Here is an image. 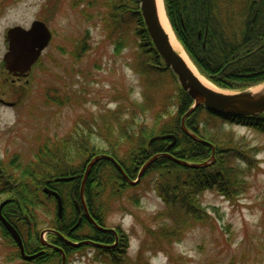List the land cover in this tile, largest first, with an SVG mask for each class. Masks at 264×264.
Segmentation results:
<instances>
[{"label": "rangeland", "instance_id": "obj_1", "mask_svg": "<svg viewBox=\"0 0 264 264\" xmlns=\"http://www.w3.org/2000/svg\"><path fill=\"white\" fill-rule=\"evenodd\" d=\"M108 12L104 0H0V161L17 156L27 164L47 140L90 139L98 149L110 148L115 138H101V122L107 123L103 117L138 102H149L145 113H140L148 122L155 113L166 112L161 117L165 121L175 112L179 98L174 75L153 66L139 46L133 24L128 35L125 26L109 36L102 17ZM36 19L48 26L50 41L28 73L16 77L2 63L7 29L27 28ZM120 37L123 46L116 49ZM92 120L99 121V128L93 127L90 136ZM205 121L211 122L208 128L230 156L228 162L237 175L233 199L216 189L197 194L213 225L174 221L173 211L167 210L153 185L148 187L149 175L136 188L122 191V198L105 215L106 226L126 231V252L119 254L121 250L114 247L116 255H108L88 245L68 254L65 250L66 264H110L109 260L113 264H264V132L220 117ZM71 160L78 165L79 158ZM7 197L1 194L0 201ZM36 208L38 234L50 227L55 212L44 194ZM167 224L174 233L152 241L149 230ZM44 238L49 240L48 234ZM93 253L100 255L98 260ZM60 259L47 260L60 264ZM0 264L46 263L20 259L13 240L2 235L0 227Z\"/></svg>", "mask_w": 264, "mask_h": 264}, {"label": "trees", "instance_id": "obj_2", "mask_svg": "<svg viewBox=\"0 0 264 264\" xmlns=\"http://www.w3.org/2000/svg\"><path fill=\"white\" fill-rule=\"evenodd\" d=\"M104 3L109 7L108 14L102 16L105 26L109 30L108 35L118 33L119 29L122 30V27L125 26L127 28L124 31L128 35L130 25L133 24L135 34L140 38L139 46L154 62L153 66L169 70L164 65L146 31L138 0H104ZM164 6L178 40L199 69L201 62L205 67L212 66L219 69L224 63L234 61L229 66L232 73L246 74L244 77L233 78L232 81L215 80L218 84L243 88L264 81V0H164ZM199 32L200 37H198ZM121 40L122 37L118 38L116 49L123 46ZM147 62L150 63V66L152 65V62ZM176 86L177 95L175 94V96L179 98V101L175 112L169 113V118L165 121H161V117H165L166 112L159 115L155 113L150 122L144 120L140 113H145L149 102L124 106L123 109L112 115L110 113L104 116L107 123L104 120L101 122V129L104 132L101 138L106 141L115 138L116 144L110 142L112 145L110 148L98 149L90 139L64 142L47 140L38 147L35 158L27 164H22L17 156L7 162L0 161V195L7 194L9 198V201L3 206L2 212L23 238L27 252H35L40 247L37 234L38 224L34 211L44 194L42 187L45 185L56 189L63 201V215L61 218L54 215L50 227L73 240L89 236L106 242L114 240L113 235L108 232L92 229L93 232L89 231L88 233L83 230L86 227V222L81 227L70 230L77 220L74 202L79 200L82 173L92 156L99 153L112 155L131 178L136 177L138 166L157 153L169 152L177 158L191 162H202L210 157L211 147L194 140L181 128V118L191 105L192 99L179 84ZM123 113L127 115L121 117ZM220 116L218 117L225 121L246 124L264 132V113ZM216 117L205 110L203 106H198L185 118V125L188 129L215 145V161L212 164L196 168L187 167L178 164L169 157L160 156L146 168L139 181L140 183L145 177L151 175L148 187L153 185L152 190L166 203L167 210L173 211V219L178 223L187 220L188 223L213 225V217L201 207L197 200V194L202 190L216 189L231 199L238 192V190H231L234 189L233 185L237 182V175L233 166L228 162L230 156L218 146V137H215L209 130L207 123L211 122L205 121ZM93 127L99 128V121L92 120L89 124L90 136L94 131ZM114 130H117V134L113 133ZM155 134H174L176 143L169 146L171 139L155 140L149 143V139ZM124 145H129V147ZM72 158H79L78 165L71 160ZM64 175H75V177L69 181L57 182L54 180L55 177ZM118 182L120 184L116 185ZM138 184L134 186L127 184L110 160L99 159L91 168L84 187L89 212L99 223L104 225L105 215L114 208V200L121 196L122 191L127 188H136ZM97 192L106 194V197L108 194L111 199L108 207H97L93 204ZM25 215H28L34 222V233L30 230ZM88 226L91 227L89 222ZM0 227L2 235L11 239L1 224ZM159 227L149 230L148 234L152 241L169 238L168 236L174 233V228L170 224ZM117 234L119 244L115 249L121 250L119 253L121 254L123 251L126 252L125 247L128 242L124 236L127 237V233L119 228ZM49 239L52 242H60L58 237L52 234H49ZM65 246L67 254L69 251H76L84 247V245L72 247L68 244ZM100 250L106 254L110 252L109 254L116 255L114 248H101ZM48 256L52 261L59 254L56 251L48 250L37 259L42 260ZM109 262L110 264L114 263L113 260H109Z\"/></svg>", "mask_w": 264, "mask_h": 264}, {"label": "water", "instance_id": "obj_3", "mask_svg": "<svg viewBox=\"0 0 264 264\" xmlns=\"http://www.w3.org/2000/svg\"><path fill=\"white\" fill-rule=\"evenodd\" d=\"M139 2V10L143 18V23L145 25L146 31L153 43L154 48L158 52L161 57L163 63L166 67L170 68V70L176 76V79L180 85V87L189 95L192 99V104L182 116L181 126L186 134H188L191 138L196 141H199L204 144H209L212 148L211 157L204 162L194 163L185 161L182 159L175 158L168 153H158L150 157L140 168L139 173L137 175L136 180H131L123 171L121 166L115 161V159L106 154H99L94 156L90 162L87 164V168L84 174V178L81 183L80 189V199L84 209V215L89 222H91L94 227L101 231H111L110 228H104L98 225L94 219L89 215L84 198H83V190H84V181L86 175L90 169V167L100 158H107L112 161L119 171L122 173L126 181L130 184H135L142 173L146 169V167L152 163L156 158L160 156H168L171 157L177 163L188 166V167H203L207 166L214 160V145L210 142L198 137L196 134L191 132L185 127L184 121L185 118L193 112L198 106H203L206 110L218 114V115H257L264 113V82L257 84L252 87H248L238 91H229L219 88H212L204 84L198 74L194 72L192 67L187 63L181 53L177 52L172 44L170 34L164 29L160 22L158 4L156 0H138ZM51 37V32L48 26L41 20H34L29 28H24L22 26L16 25L10 27L7 31L8 38V49L3 55V64L8 72L12 73L15 76H24L31 68L32 64L38 59L42 50L47 46ZM171 138L172 141L170 145L175 143V136L173 134H161L155 135L151 137L150 142L156 139H165ZM72 176L69 177H57L56 180H70ZM43 191L47 193V195H54L57 200V210L58 215L62 214V201L61 197L53 189L48 187H44ZM8 201V199H4L0 202V221L6 227L14 241L16 242L20 255L25 260H31L35 258L40 252L35 254H26L24 251L22 239L15 229V227L8 222V220L2 215L1 208ZM28 219V217H26ZM81 218L78 219L76 224L73 227H76ZM32 227V223H30ZM53 232L59 235V233L55 230L46 229L40 233V240L45 245H51L46 243L43 238L44 232ZM72 245H80L83 243H89V241H82L79 243H75L72 241H68ZM104 246V245H102ZM60 250V249H59ZM61 264H65L64 255L62 257Z\"/></svg>", "mask_w": 264, "mask_h": 264}, {"label": "flooded vegetation", "instance_id": "obj_4", "mask_svg": "<svg viewBox=\"0 0 264 264\" xmlns=\"http://www.w3.org/2000/svg\"><path fill=\"white\" fill-rule=\"evenodd\" d=\"M201 34L200 32L198 33V37H200ZM234 61H228L226 63H224L221 68H217V67H212V66H208V67H205L204 63L201 62L200 64V70L202 71L203 74L207 75L209 78H211L212 80H222V81H232L233 78H238V77H244L245 75L243 73H232V69L229 68L230 64L233 63ZM218 69V70H217ZM95 185V184H93ZM95 188V187H93ZM96 198L93 199V204L96 205L97 207H108L109 206V203H110V198L108 197V194H107V197H106V194H97L95 195ZM52 201L54 200V202L56 203L54 197L51 198ZM74 206H75V209H76V215H77V220L79 217L82 218L79 226L81 227L82 224L84 222H86V226H87V229L89 231H92V229H94V227L91 225V227L88 226V222L85 220V215L83 213V208L80 206V209H78L77 207V203H76V200L74 202ZM88 208V207H87ZM89 211V210H88ZM90 213V212H89ZM91 214V213H90ZM76 220V221H77ZM97 221V220H96ZM98 222V221H97ZM99 223V222H98ZM101 224V223H99ZM102 226H106L105 224H101ZM108 227V226H106ZM111 228V227H110ZM118 228H116L115 230H117ZM93 232V231H92ZM91 236H89L88 238H90ZM115 237V236H114ZM121 238V237H120ZM93 241H98V242H102V243H106V244H109V242H106V241H102V240H97V239H91ZM115 242V246L114 247H117L118 244H119V239L118 238H114L113 240ZM111 243V242H110ZM59 246L63 247L65 249V242L61 241L60 239V242L58 243ZM42 249V248H41ZM44 250V249H43ZM48 249L44 250V252H46ZM50 251H53L52 248L49 249ZM65 251V250H64ZM42 260H46V259H43Z\"/></svg>", "mask_w": 264, "mask_h": 264}, {"label": "bare ground", "instance_id": "obj_5", "mask_svg": "<svg viewBox=\"0 0 264 264\" xmlns=\"http://www.w3.org/2000/svg\"><path fill=\"white\" fill-rule=\"evenodd\" d=\"M157 4H158V13H159V18H160V22L162 24V26L164 27V29L170 34V40H171V44L173 46V48L182 54V56L184 57V59L187 61V63L190 65V67H192V69L194 70V72L196 73V69L195 67L192 65V63L189 61L186 53L184 52V50L182 49L181 45L178 43V41L176 40L172 29L170 27L169 21L167 19L166 13H165V9H164V5H163V0H156ZM197 74V73H196ZM200 80L206 84L207 86H210L212 88H215L213 85H211L207 80H205L203 77H200Z\"/></svg>", "mask_w": 264, "mask_h": 264}]
</instances>
